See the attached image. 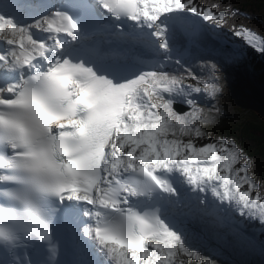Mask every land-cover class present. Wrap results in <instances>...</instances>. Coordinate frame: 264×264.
<instances>
[{
	"label": "snow or ice",
	"instance_id": "snow-or-ice-1",
	"mask_svg": "<svg viewBox=\"0 0 264 264\" xmlns=\"http://www.w3.org/2000/svg\"><path fill=\"white\" fill-rule=\"evenodd\" d=\"M219 8L0 0V264H214L189 243L188 220L264 226L250 160L197 123L212 120L201 99L221 92L220 65L201 58L202 75L181 55L167 68L178 38L192 43L205 24L264 54V33Z\"/></svg>",
	"mask_w": 264,
	"mask_h": 264
},
{
	"label": "rangeland",
	"instance_id": "rangeland-1",
	"mask_svg": "<svg viewBox=\"0 0 264 264\" xmlns=\"http://www.w3.org/2000/svg\"><path fill=\"white\" fill-rule=\"evenodd\" d=\"M217 29L213 28L211 24H205L204 28L197 38L201 44H194V41L189 44V42L180 37L177 40L176 48L179 51L173 53V62L169 68L172 71L176 70L174 63L175 59L183 58L188 61L192 68L202 75H207L205 71H202L199 65L203 62L201 58H211L214 59L219 65V86L221 92L217 96L208 101L204 98L201 99V106L204 108V117H211L212 120L209 123H205L203 119L197 121L199 126L203 128L206 132L213 129L222 128L229 125L232 121H237L240 118L241 112L243 109L248 112L255 113L262 121H264V110H259L256 106V103H261L263 99L258 95L257 91L249 84H247L240 75L236 72V69L232 66L231 62L223 60V57L219 54L221 52L227 51H236L238 47L235 44H232L229 39L220 37ZM212 36H216L218 39L222 40L224 47H230L229 49H224L219 46L216 42L217 39L213 38L210 41ZM214 50V52L209 53V49ZM233 50H232V49ZM184 49H188L186 52ZM243 64L242 60L237 61L235 65L240 68V65ZM243 67H248L247 64H243ZM248 72L252 74L251 69H248ZM253 76V74H252ZM185 83H193L191 80H186ZM209 104L215 109L214 111H209ZM183 106V104H181ZM186 106V105H184ZM263 228V226H261ZM221 233L218 232L216 242L219 244L208 245V248L215 247L216 249H223L224 247L229 248L231 254L229 258L233 259L234 264H264V240L258 238L255 242L251 236L238 234L237 238L233 241H221L219 236ZM253 237L256 238L255 235ZM192 240L189 239V243ZM191 244V243H190ZM228 245V246H227ZM194 248V245L191 244ZM210 246V247H209ZM261 248V249H260ZM206 252L205 250H203Z\"/></svg>",
	"mask_w": 264,
	"mask_h": 264
},
{
	"label": "trees",
	"instance_id": "trees-1",
	"mask_svg": "<svg viewBox=\"0 0 264 264\" xmlns=\"http://www.w3.org/2000/svg\"><path fill=\"white\" fill-rule=\"evenodd\" d=\"M197 2L219 4L218 10L235 9L238 11V15L235 18L229 17V25L243 23L258 33H264V0H197ZM230 29L229 26L223 28V30ZM248 53L252 57L254 72L264 83V54L249 47ZM245 70L244 74L248 81L263 99L261 103H256L255 107L264 110V85ZM207 133L215 139L221 137L234 139L252 164L250 174L264 186V121L255 113L243 109L237 121H232L225 127L207 131ZM197 142L202 143L204 141Z\"/></svg>",
	"mask_w": 264,
	"mask_h": 264
},
{
	"label": "bare ground",
	"instance_id": "bare-ground-1",
	"mask_svg": "<svg viewBox=\"0 0 264 264\" xmlns=\"http://www.w3.org/2000/svg\"><path fill=\"white\" fill-rule=\"evenodd\" d=\"M194 44H198L199 45V44H201V42L198 41V39H196V40H194ZM209 53H210V51H209ZM145 55H147V53H145ZM171 65L172 64H170V63L167 65V68L170 71H172V69L169 68ZM243 71H244V69H243ZM243 71L236 70V72L240 75V77L247 84H249V85H251L253 87V85L248 81L246 75L244 74L245 72H243ZM208 223L210 225V231L213 232L217 228L218 224L216 222H213V221L208 222ZM186 230H187V228H186ZM226 231L229 232V233H243L244 234V232L241 230L240 226H238V225L237 226L228 227V228H226ZM189 239H190V237H189ZM190 243L194 245V249L200 250L202 252V254H204L207 257H210L214 261V264H234L233 263V259L229 258V254H231V251H230L229 248L224 247L223 249H219L218 250L215 247H213V248L209 249L208 245H204V244L199 243V242L191 241ZM211 243L219 244L214 239L211 241ZM211 243H210V245H212ZM203 250H205L206 252H204ZM193 264H195V262H193Z\"/></svg>",
	"mask_w": 264,
	"mask_h": 264
},
{
	"label": "water",
	"instance_id": "water-1",
	"mask_svg": "<svg viewBox=\"0 0 264 264\" xmlns=\"http://www.w3.org/2000/svg\"><path fill=\"white\" fill-rule=\"evenodd\" d=\"M240 45H241V44L239 43V46H240ZM176 107H177V110H183V111H186V109H187L186 106H182L181 104H177Z\"/></svg>",
	"mask_w": 264,
	"mask_h": 264
}]
</instances>
